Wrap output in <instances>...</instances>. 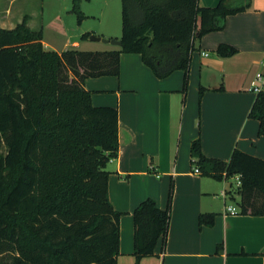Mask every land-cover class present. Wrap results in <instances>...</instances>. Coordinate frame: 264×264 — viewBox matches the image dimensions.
<instances>
[{"label":"trees","instance_id":"obj_1","mask_svg":"<svg viewBox=\"0 0 264 264\" xmlns=\"http://www.w3.org/2000/svg\"><path fill=\"white\" fill-rule=\"evenodd\" d=\"M82 1L72 0L80 20ZM237 2L208 7L199 0H122V45L114 50L46 49L27 15L12 29L0 26V264H118L123 213L110 201L106 169L118 154V109L93 105L84 82L118 76L121 54L140 53L159 77L183 69L187 84L196 41L224 28L226 17L251 0ZM236 51L217 48L222 57ZM249 116L264 135V91ZM191 153L207 175L239 174L238 212L264 215V159L239 149L228 161L210 158L199 138ZM133 219L139 264L160 240L165 246L170 205L162 209L146 198ZM213 221L212 213L200 215V225Z\"/></svg>","mask_w":264,"mask_h":264},{"label":"crops","instance_id":"obj_2","mask_svg":"<svg viewBox=\"0 0 264 264\" xmlns=\"http://www.w3.org/2000/svg\"><path fill=\"white\" fill-rule=\"evenodd\" d=\"M16 1L0 0V26L12 29L27 15L29 26L39 30L30 0L14 8ZM199 1L214 7L220 0ZM59 31L62 50L43 34L46 49L81 46L63 24ZM221 44L236 53L220 56ZM195 45L187 84L183 69L159 77L140 53L121 54L118 76L84 82L93 105L118 109V154L106 165L110 201L123 213L118 264H136L133 212L146 198L162 209L170 205V221L165 246L160 240L155 253L139 264H264V215L229 211L228 195L235 199L229 179L203 173L191 153L193 140L199 138L210 158L228 161L239 149L264 159L260 123L249 116L257 96L251 82L264 71V0H251L246 10L226 17L224 28L204 34ZM206 178L222 184L223 204L214 201L217 192ZM210 213L213 224L200 225V215Z\"/></svg>","mask_w":264,"mask_h":264},{"label":"rangeland","instance_id":"obj_3","mask_svg":"<svg viewBox=\"0 0 264 264\" xmlns=\"http://www.w3.org/2000/svg\"><path fill=\"white\" fill-rule=\"evenodd\" d=\"M23 0H17L14 4L16 8ZM34 7L35 23L39 30H42L45 40L53 42L55 46L62 50L64 38L59 29L61 24L68 28L70 39L81 42L79 50L102 51L120 49L119 45L103 40H90L91 36L83 37V34L94 32L92 35L105 39H118L122 36V0H83L81 10L83 19L72 11V0H30ZM71 48V47H70ZM208 183L213 184L211 190L217 193L212 194L214 201L223 204L220 189L222 184L219 181L206 178ZM232 188L234 198L228 195L226 204L237 206L239 198L238 183L235 177L228 180Z\"/></svg>","mask_w":264,"mask_h":264},{"label":"built area","instance_id":"obj_4","mask_svg":"<svg viewBox=\"0 0 264 264\" xmlns=\"http://www.w3.org/2000/svg\"><path fill=\"white\" fill-rule=\"evenodd\" d=\"M203 54H207L206 52H203ZM263 66H264V60H263ZM250 90L256 92V93H259V92H262L264 91V71H259L255 78L253 79V81L251 82V86H250ZM197 173L200 172V169L199 168H196L195 170ZM236 178L237 180V183L238 185L241 184V176L239 174L233 176ZM222 195L225 196L226 193L225 192H222ZM228 210L231 211L232 213H236L238 211H236V209L232 206H229L228 207Z\"/></svg>","mask_w":264,"mask_h":264},{"label":"water","instance_id":"obj_5","mask_svg":"<svg viewBox=\"0 0 264 264\" xmlns=\"http://www.w3.org/2000/svg\"><path fill=\"white\" fill-rule=\"evenodd\" d=\"M91 39L103 40L104 42H110L112 44L119 45V46L122 45L121 40H118V39H105V38L97 37V36H94V35H91Z\"/></svg>","mask_w":264,"mask_h":264}]
</instances>
